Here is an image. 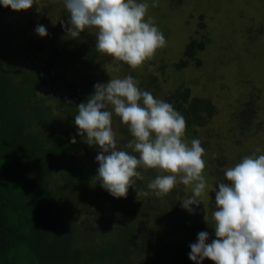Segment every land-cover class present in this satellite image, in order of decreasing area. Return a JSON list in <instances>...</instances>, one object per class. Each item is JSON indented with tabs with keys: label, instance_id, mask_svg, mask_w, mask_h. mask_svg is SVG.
<instances>
[{
	"label": "trees",
	"instance_id": "16d2710c",
	"mask_svg": "<svg viewBox=\"0 0 264 264\" xmlns=\"http://www.w3.org/2000/svg\"><path fill=\"white\" fill-rule=\"evenodd\" d=\"M12 14L27 25L25 10L13 11L0 5V72L14 73L11 81L0 79V264H107L118 254L119 261L111 264H163L165 254L173 259V264H194L189 259L190 245L197 242L199 230L204 228L199 216L179 219L159 199L166 196L142 194L150 191L147 185L158 174L154 169H137L143 179L133 178L135 183L126 198H114L96 179L98 146H89L78 135L74 122L77 106L94 93L95 84L107 83L103 66H128L118 68L111 57L96 51L95 29H85L73 38L62 26L65 40L61 46L40 41L34 36L35 31L33 38H27L25 43L46 58L37 62L35 68L25 69L23 60L17 55L11 57L12 37L17 39L25 34L8 31L7 21ZM57 14L51 16L60 20L62 14ZM197 44L202 45L192 40L185 56L194 55ZM154 66L153 61L151 78L162 72ZM39 89L44 95L39 94ZM50 100H55L58 108L49 104ZM165 102L184 117L185 135L189 136L195 132V125H204L217 112L209 98L193 97L189 87L178 88ZM114 118L119 122L117 126ZM118 127L124 131L127 126L113 113L112 129ZM73 138L75 144L71 143ZM126 143L123 137L121 144ZM121 150L135 154L127 146ZM102 194L106 198L100 202L97 215H101V227L104 222L107 226L112 222L114 208L122 203L121 199L129 198L123 209L128 214L124 235L120 229H113L108 233L109 239L102 230L97 237L90 234L100 229L94 227L97 219L88 227L73 219L78 206H85L88 200ZM213 194L211 204L215 202ZM155 202L160 208H156ZM179 203L170 201L177 210ZM39 233L45 236L44 243L40 242ZM79 233L87 243L71 251V242ZM50 235L54 237L49 238ZM170 237L178 242L170 243Z\"/></svg>",
	"mask_w": 264,
	"mask_h": 264
},
{
	"label": "clouds",
	"instance_id": "9594fccd",
	"mask_svg": "<svg viewBox=\"0 0 264 264\" xmlns=\"http://www.w3.org/2000/svg\"><path fill=\"white\" fill-rule=\"evenodd\" d=\"M58 2L49 0L51 4ZM62 2L69 16L62 24L65 31L78 38L85 29H95L96 51L111 57L118 68L126 64L135 70L166 45L164 35L147 15V2ZM34 4L37 0H0V5L13 11L29 10ZM36 33L48 35L43 25L37 26ZM94 89L87 101L77 106L74 122L83 141L99 148L96 179L100 186L114 198H126L135 183L133 178L143 179L137 169H154L158 175L147 185L150 191L142 194L164 197L178 182L191 186L193 194L182 201V207L192 213L191 206L202 203L207 187L202 158L205 149L199 139H192L190 144L185 141L184 117L170 103L141 90L131 75L97 83ZM113 113L127 126L132 137L127 148L135 154L117 148ZM71 143H76L75 138ZM224 176L228 183L220 182L218 190L214 189L210 225L216 238L207 243L209 234L201 231L197 242L190 245L189 259L194 264L205 259L213 264H264V154L243 157L228 167ZM204 219L208 222L206 214Z\"/></svg>",
	"mask_w": 264,
	"mask_h": 264
},
{
	"label": "rangeland",
	"instance_id": "374dc122",
	"mask_svg": "<svg viewBox=\"0 0 264 264\" xmlns=\"http://www.w3.org/2000/svg\"><path fill=\"white\" fill-rule=\"evenodd\" d=\"M137 2L149 4L147 15L153 19L164 35L166 45L135 70L129 66L117 70L112 65H106L103 66L102 73L107 75V82L111 78L131 75L140 89H148L153 92L155 98L163 101H166L178 88L189 87L193 97L209 98L216 105L215 115H212L204 125H195V132L192 135H185L187 143L190 144L192 139H199L205 149L202 158L206 162L203 175L207 187L205 195L201 198L202 203L198 207L192 205L194 210L192 213L184 209L182 201L192 196V187L179 182L166 195L167 201L159 198L164 200V205L179 219L199 216L201 226H204L199 233L207 232L208 241L211 242L216 238L214 227L210 225L212 223L210 212L211 209L215 210L213 209L215 202L211 204L209 199L213 198L214 189L218 190L220 182L228 183L224 172L245 156L264 154V0H137ZM153 2L156 3V7H151ZM57 13L62 14L60 20L54 17L58 15ZM51 14L55 15L51 16ZM25 18L26 26L25 22L19 21L17 14H12L7 21L9 32L18 35L25 33L17 39L12 37L10 51L11 57L15 58L17 55L19 60H23L25 69H33L37 62L46 58V55L28 46L25 43L27 38H33L37 26L43 25L48 35L34 36L49 44L63 45L65 39L62 24L67 22L69 16L62 0L55 4L49 3V0H37V5L34 4L31 9L26 10ZM192 40L202 45L197 44L198 49L194 55L185 56ZM1 45L2 41H0ZM153 61L154 67L162 71L156 78H151L153 73L150 68ZM161 65H164L163 70ZM12 76L14 73L0 72V79L4 81H11ZM38 91L39 94L44 95L42 89ZM50 101L49 104L58 108L55 100ZM114 122L116 126L119 123L116 118ZM18 130L19 128L14 129L15 132ZM113 131L116 134L118 149L127 146L132 139L127 127L124 131L119 130V127ZM123 137L127 139L126 144H121ZM104 198H106L105 194L92 200L87 199L85 206L80 205L74 211L73 219L81 221V225L85 227L97 219L94 227L100 229L90 233L97 237L102 230L103 235L108 238V233L113 229H120L121 235H124L126 231L124 224L128 223V214L123 209L128 204L129 198L126 201L121 199L123 206L121 203L114 208L112 222L108 226L104 222L101 227L98 222L101 215L98 217L97 215L100 211L99 204ZM172 200L180 202L178 207L181 210L171 206ZM140 202L142 203V200ZM144 202L146 203L147 200ZM155 205L156 208H160L159 203L155 202ZM115 209H118V212H115ZM205 214L208 222L204 219ZM52 237L54 236L50 235L49 238ZM39 238L40 242L44 243L45 236L39 233ZM167 239L171 240L170 243L178 242V240L173 241L171 237ZM82 243L87 242L79 233V236L71 242L73 247L71 251H75L76 246ZM103 245L109 247L110 243ZM106 256L107 254L100 258ZM120 258L118 254L117 259L109 260L107 264L117 263ZM163 264H173V259L165 254ZM202 264H213V262L205 259Z\"/></svg>",
	"mask_w": 264,
	"mask_h": 264
}]
</instances>
